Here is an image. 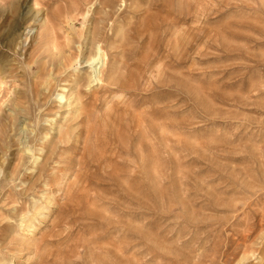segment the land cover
<instances>
[{
    "label": "rangeland",
    "instance_id": "obj_1",
    "mask_svg": "<svg viewBox=\"0 0 264 264\" xmlns=\"http://www.w3.org/2000/svg\"><path fill=\"white\" fill-rule=\"evenodd\" d=\"M0 264H264V0H0Z\"/></svg>",
    "mask_w": 264,
    "mask_h": 264
},
{
    "label": "bare ground",
    "instance_id": "obj_2",
    "mask_svg": "<svg viewBox=\"0 0 264 264\" xmlns=\"http://www.w3.org/2000/svg\"><path fill=\"white\" fill-rule=\"evenodd\" d=\"M96 41V44L98 43V41L97 40H95ZM54 42V41H53ZM94 42H92V44H93ZM52 45V48L53 49H56V45L54 44V43H52L51 44ZM67 45H68V43H66V48H67V50H68V47H67ZM65 46V45H64ZM97 46V45H96ZM63 48H65V47H63ZM96 49V54L95 55H92L91 53L89 54V56L88 57H84L83 59H85L86 60V62L85 63H87V64H89V65H92L95 61L96 62H99V63H101V65L102 66H104L105 64H106V55L104 54V51L102 50V48H101V45L98 43V46L97 47H95ZM61 51H63V50H61ZM54 52V51H53ZM82 52V51H81ZM61 53V52H60ZM69 61H70V65L72 66L74 63V61L77 63V60H78V58L79 57H74L72 54H69ZM66 58L68 59V57L66 56ZM73 63V64H72ZM101 67V66H100ZM93 68H94V65H93ZM94 69H96V68H94ZM97 71H98V73L96 74V76H95V79L97 80V81H100V82H102V81H104V76H105V74L102 72V71H100L99 69H97ZM96 71V72H97ZM92 72H94V71H92ZM90 76V75H89ZM90 81V80H89ZM88 82V81H87ZM112 84H115L114 82L112 83ZM62 98H64V95H61V99ZM23 132V131H22ZM26 148H25V150H29V151H31V149H30V147L28 146V145H26L25 146ZM35 156V155H34ZM36 157V156H35ZM34 157V158H35ZM36 160V159H35Z\"/></svg>",
    "mask_w": 264,
    "mask_h": 264
}]
</instances>
